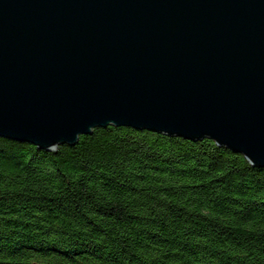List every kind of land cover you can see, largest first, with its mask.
Segmentation results:
<instances>
[{
	"label": "water",
	"instance_id": "obj_1",
	"mask_svg": "<svg viewBox=\"0 0 264 264\" xmlns=\"http://www.w3.org/2000/svg\"><path fill=\"white\" fill-rule=\"evenodd\" d=\"M208 138L264 167V0H0V137Z\"/></svg>",
	"mask_w": 264,
	"mask_h": 264
},
{
	"label": "trees",
	"instance_id": "obj_2",
	"mask_svg": "<svg viewBox=\"0 0 264 264\" xmlns=\"http://www.w3.org/2000/svg\"><path fill=\"white\" fill-rule=\"evenodd\" d=\"M0 264H264V167L127 126L0 137Z\"/></svg>",
	"mask_w": 264,
	"mask_h": 264
}]
</instances>
